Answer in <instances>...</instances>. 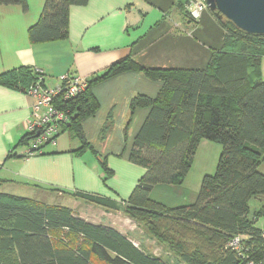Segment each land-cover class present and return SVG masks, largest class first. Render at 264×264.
<instances>
[{
	"label": "trees",
	"instance_id": "obj_1",
	"mask_svg": "<svg viewBox=\"0 0 264 264\" xmlns=\"http://www.w3.org/2000/svg\"><path fill=\"white\" fill-rule=\"evenodd\" d=\"M89 1L46 0L39 21L29 29L31 43L68 39L71 6ZM0 5L26 9L27 0H0ZM207 11L226 34L205 68H145L130 55L104 75L87 79V88L76 97L56 98L69 118L57 137L67 132L82 144L76 154L89 149L102 157L107 184L114 171L87 141L83 127L100 108L94 85L127 72L163 82L157 97L139 95L129 104L131 119L139 108L150 112L130 154V161L146 171L128 200L114 205L74 195L123 210L142 227L145 240L151 236L167 247L173 261L146 251L144 239L138 247L112 227L89 223L68 207L1 193L0 264H264V227L256 225L264 218V205L254 211L250 206L252 199L264 201L259 169L264 164V35L248 34ZM39 76L21 66L0 74V86L25 91ZM34 136L27 133L16 147L28 146ZM203 140L222 147L216 172L204 176L194 202L174 205L166 198L185 194L178 192ZM237 237L240 247L234 249L230 243Z\"/></svg>",
	"mask_w": 264,
	"mask_h": 264
},
{
	"label": "crops",
	"instance_id": "obj_2",
	"mask_svg": "<svg viewBox=\"0 0 264 264\" xmlns=\"http://www.w3.org/2000/svg\"><path fill=\"white\" fill-rule=\"evenodd\" d=\"M45 1L27 0L26 9L0 5V74L27 66L41 72L47 88H54L62 74L86 79L102 76L130 55L145 68L203 69L213 50L221 48L226 34L209 11H204L199 21L191 19L188 0H90L84 6H71L68 39L33 44L29 29L39 21ZM262 75L264 79L263 66ZM162 86L161 81L133 72L94 85L100 108L83 127L87 141L107 158L114 171L107 184L103 182L102 157L89 149L74 152L82 145L79 140L70 137L78 143L60 150L56 139L32 156L27 155L26 146L17 148L28 133L36 100L27 90L0 86V194L68 207L75 216L112 227L131 240L142 235V227L123 210H112L74 194L104 198L114 205L128 200L146 171L130 161L129 146L150 112L149 108H139L131 119L129 104L139 95L157 97ZM105 127L117 129L120 151L106 152L112 138L104 137ZM95 141L103 144L105 155ZM256 225L263 228L264 218ZM148 239L146 250L159 247L157 239L149 236L146 243ZM132 241L141 245L137 238ZM167 250L164 246L162 253Z\"/></svg>",
	"mask_w": 264,
	"mask_h": 264
},
{
	"label": "built area",
	"instance_id": "obj_3",
	"mask_svg": "<svg viewBox=\"0 0 264 264\" xmlns=\"http://www.w3.org/2000/svg\"><path fill=\"white\" fill-rule=\"evenodd\" d=\"M187 8L190 17L195 21H199L203 12L208 9L203 0H191ZM37 73L40 75L39 79L27 89L28 94L36 100L34 116L27 127L29 134H35L27 146L28 156L38 154L44 145L54 143L60 134V126L69 121L67 112L57 107L56 98L61 94L65 99L76 97L88 86L86 78L65 73L59 76L58 84L54 88H47L41 72ZM240 240V237L235 238L230 246L238 249ZM248 264H254V262L250 261Z\"/></svg>",
	"mask_w": 264,
	"mask_h": 264
},
{
	"label": "rangeland",
	"instance_id": "obj_4",
	"mask_svg": "<svg viewBox=\"0 0 264 264\" xmlns=\"http://www.w3.org/2000/svg\"><path fill=\"white\" fill-rule=\"evenodd\" d=\"M262 66L264 67V60H262ZM116 133H117L116 128L105 127L104 137L112 138L111 142H109L108 146L106 147V149H107L106 152L120 151L118 139H117V137H115ZM56 139L59 142V149L60 150L70 149V147L72 145L71 143H74V144L78 143V141L71 140L70 135L67 132L63 133L62 135H60ZM123 141H125V139ZM50 144H53V143H48V144L44 145L41 148L40 153H42L43 148H45L46 146H48ZM94 144L97 145L98 149L101 150V153L103 155H105L103 152L104 148H102L103 144H101L100 142H97V141H95ZM132 145H133V143L129 146L130 151H131ZM120 146H121V144H120ZM122 148H124V147H122ZM20 150H22V148H20ZM130 151L128 152V157H130V153H131ZM221 153H222V147L219 143L210 142L207 140L201 141L200 146L197 150V153L195 154V157H194L193 167L191 168L190 172L187 175V178H186V181L184 183L182 190L178 192V193H181L182 191H184L185 194L180 196V197L179 196L174 197V195H168L166 200H170L174 205H181L183 203L194 202L196 200V197L198 196L199 191H200L204 176L208 175V174H214L216 172ZM260 172H262L264 174V164L261 166ZM176 198H178V199H176ZM262 204L264 205V201L259 200V199H252L250 202L251 211H254L256 208H258ZM259 223H260L259 226H262L263 220L259 221ZM136 238L141 243H142V239H144L143 247L145 249H147L149 239L147 240V243H146L144 236L140 235V236L133 238L132 240H134ZM163 249H164V246L159 244V247H156L154 251H150V252L152 254L155 253L157 256H160L161 253L163 252L162 251ZM146 251H148V250H146ZM162 256H164L165 259H169V260L173 261V256L170 253H168V250L165 253H162Z\"/></svg>",
	"mask_w": 264,
	"mask_h": 264
},
{
	"label": "water",
	"instance_id": "obj_5",
	"mask_svg": "<svg viewBox=\"0 0 264 264\" xmlns=\"http://www.w3.org/2000/svg\"><path fill=\"white\" fill-rule=\"evenodd\" d=\"M203 1L220 19L233 22L248 34L264 35V0Z\"/></svg>",
	"mask_w": 264,
	"mask_h": 264
}]
</instances>
